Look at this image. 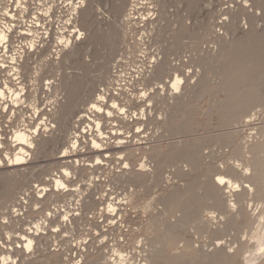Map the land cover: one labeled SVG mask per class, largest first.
I'll list each match as a JSON object with an SVG mask.
<instances>
[{"label":"bare ground","instance_id":"6f19581e","mask_svg":"<svg viewBox=\"0 0 264 264\" xmlns=\"http://www.w3.org/2000/svg\"><path fill=\"white\" fill-rule=\"evenodd\" d=\"M9 1L0 0V199L9 202L7 216L0 221V234L7 235V240H0V264H37L35 258L46 264H264V139L251 143L245 163L240 159L245 150L236 144L234 162L221 165L207 162L216 153L205 152L198 138L181 140L173 148L185 164L172 173L183 181L167 186L164 169L150 161L156 146L152 142L162 131L146 132L149 145L140 138L127 144L120 136L122 127L151 119L148 114L159 102L166 107L160 127L170 134L193 132L189 119L177 120L176 114L207 92L220 105L219 126L251 120L258 107L264 109V0H208L222 2L220 28L213 30L215 34L205 28V35L214 34L216 46L196 58L202 70L193 74L182 69L184 59H170L169 51L164 56L149 52L156 24L155 17L140 12L143 0H113L115 12L122 13L127 4L130 8L107 27L97 16L99 0H68L64 5L66 0H37L31 17L27 0H12L15 6ZM159 1L166 17L169 0ZM59 6L63 14L54 19ZM79 20L89 31L87 45L103 41L112 52L119 42L134 40L125 64L120 59L103 68L106 87L92 93L70 127L78 104L76 77L58 70L40 83L39 74L43 66L58 68L80 55L86 32ZM137 27L144 31L135 38ZM46 51L50 53L43 55ZM152 78L167 80L141 92L143 106L131 110L133 95L127 90ZM94 82L88 80L86 90L94 88ZM43 95L50 98L46 107L40 105ZM141 124L135 133L144 130ZM215 137L224 144L234 141L228 133ZM51 142L61 144V150L55 159L38 165L58 163V168L51 169L47 181L12 194L35 168L37 152L47 153ZM143 143L147 144L138 145ZM87 152L93 155L91 161ZM112 160L118 161V168L105 172ZM80 176L87 178L86 190L77 184ZM142 214L152 225L164 223L157 241L144 233V226L131 223ZM29 217L30 226L13 228ZM83 220H92L88 228L92 237L72 244L68 237ZM190 223L216 236L212 247L195 245L187 235ZM233 230L244 234H228ZM58 232L66 241L52 248L50 241Z\"/></svg>","mask_w":264,"mask_h":264},{"label":"rangeland","instance_id":"374dc122","mask_svg":"<svg viewBox=\"0 0 264 264\" xmlns=\"http://www.w3.org/2000/svg\"><path fill=\"white\" fill-rule=\"evenodd\" d=\"M27 1L32 7V10L29 12V16L31 17L35 15L33 12L37 11L35 8L37 0ZM112 1L113 0H99L98 2L100 7H98L97 9V16L99 17L98 19L103 22L104 27H107V23L111 21L113 22V20L119 22V20L123 18V14L126 13L127 8H130V5L127 4L126 7H124L122 13L115 12L113 9ZM147 1L148 0H143L145 4H140V6H142L140 7V12L142 11L141 13L143 14L145 12V14L152 16L151 18L155 17L154 21L156 24L154 29L155 31L153 30L151 39L148 44L149 52L158 53L160 56H164L169 51V58L172 59L174 62H179V59H184L185 63L184 66H182V69L184 68L183 70L186 71V74H193L198 71L201 66L196 62V58L202 55L205 51L216 46V43H214L215 33L213 32V30H218L220 28V25H218L217 22L220 19V8L222 7V2L215 1L213 4H210L208 0H190L189 5L186 6L184 4V0H169L166 5V17H163L162 1L153 0L151 3L150 1ZM59 2H62V0H59ZM67 2L68 0L62 2V5L66 4ZM61 6H59V8H57L56 12L54 13V19H57L60 14H63V12L61 11ZM242 23H244L243 19L241 20V24ZM79 24L86 32L85 39L80 42V44L84 46L80 55L74 61L62 63L58 68L55 67L54 69H51L50 66H43V69L39 74L40 83L47 81L49 77H53L58 70V73L62 75L73 74L76 77L74 96L78 98V104L74 107V110L72 111V120L70 119V127L73 124V121L76 119L78 111L85 108L86 103L89 101V99H91L92 93L97 88H100L101 90L102 87H106V84H104L101 77V74H103L102 71L104 70L103 68L107 65L113 66L120 59L124 61L121 63L125 64V62L129 59L130 56L128 53L129 42L132 43L134 40V38H128V42H119L114 47V50L111 52L109 48L106 47L105 43H103V41H97L94 44L87 45L88 39H90V36L88 35L89 31L85 28L81 20H79ZM207 26H209L211 32H213L214 34H204V30ZM143 31V27L141 29H139L138 27L135 28L133 31L135 38L140 37ZM49 53L50 52L46 51L43 55H48ZM37 63L40 64V60H38ZM131 69H129V71ZM189 70L190 72H188ZM4 73H6V71H4ZM91 79L95 80L94 84H92L94 88H92V86H89V88L86 90L84 86L86 82L88 80L91 81ZM166 80L167 78H165L164 80L152 78L147 81L144 85L134 84L135 86H131L130 89L127 90L130 95H133L132 102L130 104L131 110H138L140 106H143L144 100H141L140 95L146 88L150 89L152 87H156L157 83L161 85ZM191 81H193V79H191ZM143 86L144 88H142ZM62 93L65 94V90H63ZM40 97L41 101L43 100L42 102H40V105L42 107L48 106V101L50 98L45 95ZM219 98H224V95L220 94ZM219 108L220 105L215 100V95H212L208 92L205 93L202 97L193 100L190 104L183 107V111L180 110L176 114L177 120L182 121L188 118V121L194 127V131L188 133L170 134L166 132L165 127H160L159 125L163 118L161 113L165 111L166 107L161 102L155 103L152 111L153 115L150 116L152 113L148 114L151 119L141 122L142 124L131 123L126 127H122L123 133L120 134V136L129 141L127 144H130V140H132L134 143L137 138H140L141 141L147 142L148 144L143 143L138 145H149L151 140L149 137L144 136L146 132L152 131L153 134V131L156 132L158 129L162 131L161 136L156 137L152 142L153 144H156V146L152 149V151H155V155L151 156L150 161L152 164H158L164 169V177L166 181L165 183H167V186H171L177 181H183H180L178 177H176L172 173L175 170L177 171L180 166L185 164L183 161L178 159L177 155L175 154L176 150L173 148V145L180 142L181 140L198 138V141L203 145V147H205V152L211 151V153H216L215 155L210 156L207 159V162L221 165L223 161H227L229 163L234 162V160L232 159L234 157L232 155V150L236 144H240L241 147H243V150H245V156H240L242 162L245 163L248 159V156H250L249 151L251 143L264 139V109L258 107L256 109L258 110L257 115L255 117H252L251 120L249 118H245L239 123L234 122L230 125L219 126ZM189 109L192 110L191 112H195L192 113V117V114H190ZM31 111V109L28 110L27 115L30 114ZM147 113H149V111ZM20 119L21 116L17 118V121H19ZM6 120H8V118H6ZM140 124L141 128L144 130L140 133H135V131L137 130V126ZM83 125H85V123ZM105 126V131L107 133L110 130L109 124L107 123L106 125L105 123ZM9 130L10 128L8 127L6 131L8 134V138L11 135ZM220 133H228L230 136L233 135L234 141L232 143H222L220 139L218 140V138L215 137ZM60 150L61 144H55L51 142L48 146L47 153L37 152V161L35 162L34 166L35 168L31 169L29 172L26 173L21 183H18L14 186L12 194H18L19 191L21 192L23 189L26 188L29 190L32 188L31 185L34 183L47 181L48 177L51 174V169H57L59 164L52 163L50 165L40 167L38 163L39 161H44L45 159H55L56 153ZM92 156L93 155L91 152H87L85 154V157L90 159L89 161H91ZM118 165L119 163L117 160H112L111 164L109 166H106L105 172H111L116 170L118 168ZM86 179V177L81 176L77 179V184H82L83 190H86L87 188V184H85ZM262 196H264V193H262ZM257 199H259L258 196ZM255 201L256 204L258 200ZM7 204H9L8 200L1 201L0 199V221L4 220V217L7 216ZM248 209L251 213H253L254 208L251 209V207L249 206ZM146 218L147 216L142 214V216L140 215V217H137L135 220H132L131 223L134 227L144 226L146 228L144 233L149 238L157 241L158 238L163 235L162 230L165 228L164 223L159 225H152L153 221L151 219L145 220ZM94 219L93 221H96L97 217H94ZM101 219L102 217H100L98 220ZM31 220L32 217H29L27 220L19 221L20 224L17 223L18 225L14 226L13 228H26L30 226L29 222ZM109 221L110 219L106 221H101V224H107ZM89 222L91 223L92 220H83L82 225L79 227V229L75 231L74 235L68 237V240L72 241V244L76 243L77 240H80L83 237H92V235L88 232V228L90 227ZM187 230V235L191 237L193 241H195V245H211V243H213L216 239V236L214 234L209 232H202L199 231L196 227H193V223L187 225ZM241 231H245L244 225L243 227H241ZM233 232H235L239 236H243L244 234L243 232L238 233L236 230H233L228 234H233ZM64 233L65 232L63 231L61 234L63 235ZM59 234L60 233L58 232L57 236L51 239L50 244L52 248H60L62 242L66 241L64 239L62 240V235ZM15 235H17V233L12 234V236ZM99 238L101 237L98 236L95 239ZM14 239L16 238L13 237V240ZM0 240H7V235L5 233L0 234ZM210 247H212V245ZM34 261L37 262V264H46L44 262L39 263L38 258H35ZM57 263L58 262H55L54 264Z\"/></svg>","mask_w":264,"mask_h":264},{"label":"built area","instance_id":"2783aa9c","mask_svg":"<svg viewBox=\"0 0 264 264\" xmlns=\"http://www.w3.org/2000/svg\"><path fill=\"white\" fill-rule=\"evenodd\" d=\"M11 4H14V6L16 5V3L15 2H13L12 0H10L9 1Z\"/></svg>","mask_w":264,"mask_h":264}]
</instances>
